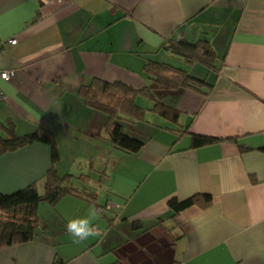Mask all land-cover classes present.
<instances>
[{"label": "crops", "instance_id": "crops-1", "mask_svg": "<svg viewBox=\"0 0 264 264\" xmlns=\"http://www.w3.org/2000/svg\"><path fill=\"white\" fill-rule=\"evenodd\" d=\"M180 37L210 42L216 70L162 49ZM148 61L183 63L212 87L155 92L176 120L139 94L144 118H119L144 142L129 154L112 147L106 115L79 91L94 79L143 90ZM0 69L15 72L0 77V123L18 136L51 132L59 175L102 208L74 195L41 203L35 238L0 249V264H264V0H0ZM193 135L220 141L195 148ZM52 152L34 143L1 155L0 194L41 189ZM196 194L213 204L171 217L170 200ZM79 216L95 235L77 243L65 225Z\"/></svg>", "mask_w": 264, "mask_h": 264}, {"label": "trees", "instance_id": "trees-1", "mask_svg": "<svg viewBox=\"0 0 264 264\" xmlns=\"http://www.w3.org/2000/svg\"><path fill=\"white\" fill-rule=\"evenodd\" d=\"M162 49L168 51L184 62L198 65L213 72L216 70L218 55L213 45L205 40L189 42L183 37L167 40ZM146 72L150 78V85L143 90H136L119 81L107 82L94 79L90 84L82 86L79 95L92 108L106 115L104 128L113 148L129 154H136L144 147V142L128 135L123 124L119 121L121 116L133 117L138 120L144 118L145 110L138 107L135 100L139 94H144L156 102L155 112L171 120L178 118V112L171 107L164 106L155 98L157 91L192 90L207 93L212 87L207 81L192 77L182 69L168 64L148 61ZM6 137L0 136V156L7 152L19 150L34 143L48 144L53 147V166L44 178L43 187L34 184L12 195L0 194V249L26 243L36 236L38 223V207L45 202L52 206L63 197L74 195L81 197L89 203L96 204V193L86 192L75 188L71 183V176H61L55 165L60 160V155L55 148V139L51 132L38 129L34 133L18 136L12 122L0 123ZM193 147L198 148L212 145L220 140L193 135ZM213 204L210 195L196 194L186 200L172 199L168 206L172 211V218L183 210L194 205L204 209ZM133 230L142 231L143 225L134 222ZM57 264V262L55 263ZM113 264H130L118 257Z\"/></svg>", "mask_w": 264, "mask_h": 264}, {"label": "clouds", "instance_id": "clouds-1", "mask_svg": "<svg viewBox=\"0 0 264 264\" xmlns=\"http://www.w3.org/2000/svg\"><path fill=\"white\" fill-rule=\"evenodd\" d=\"M65 228L66 231L75 238V242L77 243L95 235L94 227L91 225L88 216H79L68 219Z\"/></svg>", "mask_w": 264, "mask_h": 264}, {"label": "built area", "instance_id": "built-area-1", "mask_svg": "<svg viewBox=\"0 0 264 264\" xmlns=\"http://www.w3.org/2000/svg\"><path fill=\"white\" fill-rule=\"evenodd\" d=\"M12 44H16L17 40H12L11 41ZM15 74L14 71L12 70H1L0 69V77L6 81H8L11 77H13ZM6 99L5 94L0 90V103L3 102Z\"/></svg>", "mask_w": 264, "mask_h": 264}, {"label": "rangeland", "instance_id": "rangeland-1", "mask_svg": "<svg viewBox=\"0 0 264 264\" xmlns=\"http://www.w3.org/2000/svg\"><path fill=\"white\" fill-rule=\"evenodd\" d=\"M183 62H184V61H183ZM175 64H176L178 67H181V68H182L183 66H185V65H183V63L175 62ZM175 64H174V65H175ZM186 64H187V63H186ZM177 66H176V67H177ZM187 66L192 67V66H194V65L187 64ZM197 68L199 69V68H202V67H201V66H200V67L198 66Z\"/></svg>", "mask_w": 264, "mask_h": 264}]
</instances>
